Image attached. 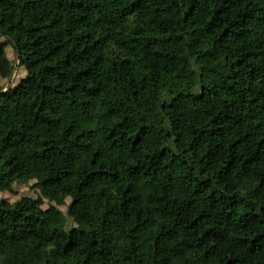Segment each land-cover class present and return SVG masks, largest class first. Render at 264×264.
I'll use <instances>...</instances> for the list:
<instances>
[{
    "label": "trees",
    "instance_id": "1",
    "mask_svg": "<svg viewBox=\"0 0 264 264\" xmlns=\"http://www.w3.org/2000/svg\"><path fill=\"white\" fill-rule=\"evenodd\" d=\"M16 184L0 264H264V0H0Z\"/></svg>",
    "mask_w": 264,
    "mask_h": 264
},
{
    "label": "rangeland",
    "instance_id": "2",
    "mask_svg": "<svg viewBox=\"0 0 264 264\" xmlns=\"http://www.w3.org/2000/svg\"><path fill=\"white\" fill-rule=\"evenodd\" d=\"M4 51L7 56L11 57L13 54V46L11 44H7L4 48ZM16 57V55H15ZM15 57H14V62H15ZM15 66V63H14ZM22 69L17 66V71H16V76L11 81V84L15 86L20 78L23 76V72L21 71ZM8 80V79H7ZM7 82V81H6ZM12 137L16 143V146L18 148H22L26 151L27 156L29 158L33 159H40L42 155V150L45 146V136L42 133H36L35 136L32 139H28L24 137L20 132L14 131L12 132ZM33 183V181L30 182V184ZM29 184V185H30ZM29 185H24V184H16L14 186L16 194L13 195L9 193V191L4 188L0 187V197L5 198L9 201H14L21 196H30V197H37L39 195L38 189L32 188ZM48 206V203L45 202L43 207Z\"/></svg>",
    "mask_w": 264,
    "mask_h": 264
},
{
    "label": "water",
    "instance_id": "3",
    "mask_svg": "<svg viewBox=\"0 0 264 264\" xmlns=\"http://www.w3.org/2000/svg\"><path fill=\"white\" fill-rule=\"evenodd\" d=\"M18 60H19V53L17 52L16 57H15V66H14L13 72L11 73L10 77L8 78V80L5 84V88L2 91L6 90L11 85V81L14 78L16 71H17Z\"/></svg>",
    "mask_w": 264,
    "mask_h": 264
}]
</instances>
